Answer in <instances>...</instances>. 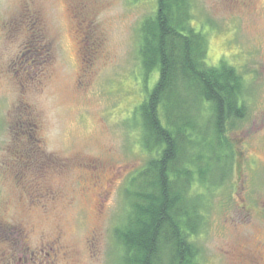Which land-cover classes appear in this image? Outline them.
Listing matches in <instances>:
<instances>
[{
  "label": "rangeland",
  "instance_id": "1",
  "mask_svg": "<svg viewBox=\"0 0 264 264\" xmlns=\"http://www.w3.org/2000/svg\"><path fill=\"white\" fill-rule=\"evenodd\" d=\"M193 4L208 65L224 60L246 83L237 168L210 200L198 264H264V0ZM155 8L0 0V264H122L124 189L150 159L130 114L145 93L139 30Z\"/></svg>",
  "mask_w": 264,
  "mask_h": 264
},
{
  "label": "trees",
  "instance_id": "2",
  "mask_svg": "<svg viewBox=\"0 0 264 264\" xmlns=\"http://www.w3.org/2000/svg\"><path fill=\"white\" fill-rule=\"evenodd\" d=\"M194 14L193 0H156L139 30L137 82L145 93L130 122L150 159L124 189L125 216L114 232L122 264H198L194 240L210 200L235 175L246 83L224 60L208 65V38L194 27ZM28 51L35 64L44 55Z\"/></svg>",
  "mask_w": 264,
  "mask_h": 264
}]
</instances>
